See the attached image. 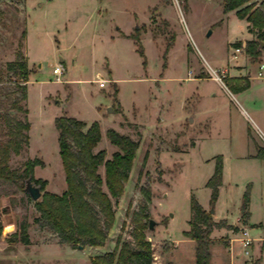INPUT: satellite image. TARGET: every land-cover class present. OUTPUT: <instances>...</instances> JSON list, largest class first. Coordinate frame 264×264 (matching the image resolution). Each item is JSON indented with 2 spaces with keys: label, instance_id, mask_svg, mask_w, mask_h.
I'll return each instance as SVG.
<instances>
[{
  "label": "rangeland",
  "instance_id": "obj_1",
  "mask_svg": "<svg viewBox=\"0 0 264 264\" xmlns=\"http://www.w3.org/2000/svg\"><path fill=\"white\" fill-rule=\"evenodd\" d=\"M0 11V99L9 105L23 83L6 69L22 42L28 69L22 105L30 124L29 146L8 163L21 180L3 186L10 195L0 198V264H91L118 240L133 243L132 219L142 214L151 264H194L195 243L183 233L192 198L210 211L206 183L218 156L224 177L214 220L231 229L211 234L210 264H264V240H257L264 238V162L250 158L264 150V50L257 62L234 51V44L249 38L246 21L224 14L221 0H0ZM55 67L63 71L62 83L55 82ZM208 67L218 76L227 69L235 78L226 72L224 88ZM100 77L104 88L96 82ZM9 115L23 117L13 110ZM64 116L88 126L98 122L101 140L93 152L104 150L106 160L117 151L108 129L139 144L123 195L111 200L114 223L103 247L61 243L35 222L34 201L21 190L24 165L33 160L41 162L34 179L47 183L42 194L66 190L54 126ZM98 173L104 179L103 166ZM20 224L27 225L28 245L12 237ZM242 227L255 239L248 256L239 243L230 250Z\"/></svg>",
  "mask_w": 264,
  "mask_h": 264
},
{
  "label": "trees",
  "instance_id": "obj_2",
  "mask_svg": "<svg viewBox=\"0 0 264 264\" xmlns=\"http://www.w3.org/2000/svg\"><path fill=\"white\" fill-rule=\"evenodd\" d=\"M182 1L187 2V0ZM221 1L223 13L235 12L239 20L247 22L248 33L256 37V40L246 42L244 53L251 62H257L264 50V48L260 49V43L264 44V0ZM2 16L3 13L0 11V20ZM25 37L24 30L21 33V40L23 41ZM133 39L138 40V38ZM233 46L239 49L241 43ZM22 49L21 42L18 45L15 61L8 63L6 69L13 78L20 79L23 83L17 84V96L9 105L0 99V198L10 195L3 186L18 185L21 180L20 171L9 168L11 155L19 156L29 146L28 110L22 105L27 101L28 96L25 84L28 69ZM137 51L141 57H144L142 47ZM0 95H2L1 88ZM12 110L23 116L22 120L11 117L9 111ZM54 126L57 130L66 190L60 195L44 192L41 199L34 202V208L39 214L35 222L48 227L57 235L61 243L72 248L103 247L107 233L114 223L115 214L111 200L119 199L123 195L124 185L128 180L139 144L128 135L108 129L106 137L117 151L110 160H106L104 150L93 152L101 140L98 122L88 126L83 121L64 116L56 118ZM256 158L264 159L263 149L258 148ZM38 165H41L38 160L27 161L23 173L26 180L36 184L43 192L47 185L46 181L35 180L33 177V170ZM101 166L104 167V179L98 173V168ZM222 169V157L218 156L213 175L206 183V187L211 189V208L214 207L218 198V188L222 184ZM103 186L107 192L103 191ZM21 190L25 192V189L21 188ZM144 197L147 201L150 200L149 188L144 191ZM248 201V192H246L243 204L244 218L247 217L245 214ZM190 210L189 230L183 235L195 243L194 264H210L212 232L216 229L230 230L231 226L224 221L215 222L212 215L194 198L191 199ZM145 218L146 215L142 214L132 219L133 243L118 240L113 251L94 257L91 264H151L152 249L145 236L146 223H143ZM12 237L28 245L27 225L20 224Z\"/></svg>",
  "mask_w": 264,
  "mask_h": 264
},
{
  "label": "built area",
  "instance_id": "obj_3",
  "mask_svg": "<svg viewBox=\"0 0 264 264\" xmlns=\"http://www.w3.org/2000/svg\"><path fill=\"white\" fill-rule=\"evenodd\" d=\"M261 69H262V67H261ZM207 72H208V74L212 80H214L215 82H217L218 84L222 85L225 88V86L223 85V79L225 78V75H226L225 71L221 72L222 76H218L215 71H213L212 69H210L208 67ZM53 75L55 76V82L56 83H62L63 82L61 80V77L63 76V71L59 67H55L53 69ZM259 76H261L260 73H259ZM96 82H97L99 88H104L107 81L100 77ZM236 236L237 237L235 239L230 241L231 253L233 254V243H239L241 248L244 250V255L248 256L249 255V249L252 246L255 239H252L251 237H249V233H248V230L246 227H242V228L238 229ZM257 240L261 241V240H264V238L262 236H259L257 238ZM236 256L239 258L240 254H237Z\"/></svg>",
  "mask_w": 264,
  "mask_h": 264
},
{
  "label": "water",
  "instance_id": "obj_4",
  "mask_svg": "<svg viewBox=\"0 0 264 264\" xmlns=\"http://www.w3.org/2000/svg\"><path fill=\"white\" fill-rule=\"evenodd\" d=\"M260 48L261 49L264 48V44L263 43L260 44ZM106 112L110 114V113H112V109L111 108H107V111ZM25 192L30 196V198L34 202L40 200L41 197H42V191H41L40 187L35 186L30 180H27L26 181ZM243 212H244V207L242 209V213ZM209 213L211 215H213L214 214V209L211 208L210 211H209ZM154 225H155V222L153 220H149V229L150 230H153ZM78 249H83V247L82 246H79Z\"/></svg>",
  "mask_w": 264,
  "mask_h": 264
},
{
  "label": "crops",
  "instance_id": "obj_5",
  "mask_svg": "<svg viewBox=\"0 0 264 264\" xmlns=\"http://www.w3.org/2000/svg\"><path fill=\"white\" fill-rule=\"evenodd\" d=\"M247 33H248V31H247ZM248 36H249V38L247 39V40H242L240 43H241V48H239V49H235L234 51L236 52V53H239V54H241L242 52L244 53V47H245V44H246V42L247 41H253V40H256V37L253 35V34H250V33H248ZM234 52V53H235ZM245 54V53H244ZM237 56V55H236ZM236 56H234V57H236ZM246 56V55H245ZM261 67L263 68V65L262 66H260V69H261ZM224 71L225 72H229L227 69H224ZM230 73V72H229ZM228 73V74H229ZM229 78H235V77H230V74H229ZM250 158L251 159H253V161L254 162H256V163H260V162H264V159H258V158H256V156L254 155V156H250ZM222 165H223V161H222ZM224 170L222 169V181H223V177H224ZM222 185V184H221ZM220 189H221V186L219 187V189H218V197H219V195H220ZM214 208V207H213ZM204 209V208H203ZM205 211H208V210H206V209H204ZM242 212V211H241ZM215 215V212H214V214L212 215V217H213V220H214V216ZM215 221V220H214ZM216 222V221H215ZM215 231V230H214ZM213 233V232H212Z\"/></svg>",
  "mask_w": 264,
  "mask_h": 264
}]
</instances>
